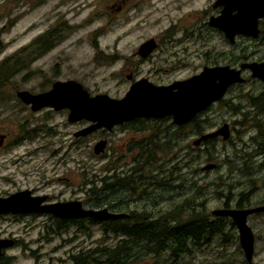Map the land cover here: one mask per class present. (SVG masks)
I'll return each instance as SVG.
<instances>
[{"label": "rangeland", "instance_id": "374dc122", "mask_svg": "<svg viewBox=\"0 0 264 264\" xmlns=\"http://www.w3.org/2000/svg\"><path fill=\"white\" fill-rule=\"evenodd\" d=\"M214 2L145 0L142 11L126 16L112 13L108 8L109 0H51L47 5L44 0H0V42L5 46L0 54V64L32 45L58 22H66L60 38L62 44L41 57L34 58L33 55L34 59L28 67L16 75L10 85L0 89V135H9L6 146L0 148V197L20 190H31L37 195L48 196L52 202L78 200L84 207L95 209L90 207L95 200L89 193L90 184L109 176L110 166H132V158L124 151L125 144L145 137L132 128L118 127L107 135L110 143L105 156L97 157L93 154V148L102 133L76 139L75 132L87 127L86 122L69 123L68 111L44 109L38 113L31 112L18 99V91L38 94L48 91L54 81L74 79L92 95L107 94L120 99L130 88L131 82L127 77L132 70L138 72L136 79L148 78L155 83L166 84L200 72L208 60L204 53L209 51L211 62L217 58L222 61L218 54H226L222 65L230 64L235 58L251 56L255 61L264 60V38L257 42L241 38L237 46H231L221 34L210 32L205 43L197 40L195 35L199 33V27L216 14L212 7ZM174 27L180 30L175 36L177 44L172 50L183 52L187 49L188 56H181L188 64L181 66L177 72L156 75L161 67V53L146 63H140L135 53L142 43L151 38L161 42L171 38ZM186 32L189 35L195 33L187 43L184 39ZM99 53L102 54L101 59ZM129 58L133 69L127 64ZM246 62L248 60L243 61ZM56 63L61 66L60 72ZM244 78L248 81L234 86L226 94L225 104L214 106L212 113H217L203 124L206 133H211L226 121L233 129L231 142L212 139L214 146L204 143L195 146L194 141L200 136L192 129L179 132V137L174 138L169 146L159 148L156 158L160 161L158 166L163 169L152 173L155 180L160 182L173 179L174 185L167 191L154 187L149 195L145 192L140 197L122 198L126 209L124 212L146 211L158 218L174 208L184 207L186 211L206 212L213 219L216 218L212 215L214 210L225 208L228 184L239 182L234 193L235 200L240 194L250 193L254 188L256 192L251 195L250 208L264 205V166L259 168L264 164V154L259 151L258 132L254 128L245 132L241 126L244 120L248 123L261 120L264 123V108L260 109L249 100L251 96L260 98L264 85L253 80L249 71ZM232 109L241 110V113L237 114ZM253 112L259 116H253ZM171 123L163 121L162 125ZM28 133L33 137L29 138ZM158 141L162 145L161 138ZM210 155L212 162H208ZM248 156L253 158L251 170L244 168ZM210 163L218 167L204 171L203 168ZM245 172H252V175L245 177L242 174ZM250 181L255 186H251ZM96 186L99 187L98 184ZM232 208H236L235 202ZM248 225L255 236L253 263L264 264V213L249 217ZM86 227L87 230L81 231L71 226L69 230L53 233L56 222L49 215L19 219L12 215L0 216V238L12 236L20 241L17 248L8 251V255L17 258L13 264H33L29 252L25 254L22 248L28 251L29 248L40 249V253H48L46 256L56 249L58 253L55 256L63 258L70 249L75 251L82 248L85 251L102 244L101 225L86 223ZM224 230L225 240L214 239L200 248H194L192 256H186L177 263L165 256L158 260L145 257L131 264H245L247 261L236 225ZM107 243H115L113 236ZM42 264L64 263L45 261Z\"/></svg>", "mask_w": 264, "mask_h": 264}, {"label": "water", "instance_id": "95a60500", "mask_svg": "<svg viewBox=\"0 0 264 264\" xmlns=\"http://www.w3.org/2000/svg\"><path fill=\"white\" fill-rule=\"evenodd\" d=\"M223 6L218 17L210 19V26L224 33L234 44L236 37L252 39L261 34L260 21L264 19V0H217L215 7ZM157 45L155 40L145 42L139 54L148 57ZM251 72V78L264 83V62L244 63L239 69L231 66L206 67L202 73L170 86H157L147 79L136 81L123 98H112L107 94L92 95L78 81H57L49 91L33 94L26 90L17 92L18 99L31 107L33 112L43 109L68 111L71 124L86 121L89 125L75 133V138H85L100 129L113 130L138 119H163L172 117L174 124L183 126L191 122L198 113L223 100L228 90L244 84L243 73ZM229 125L207 133L194 141L195 146L212 139H231ZM107 141L94 146V154H104ZM216 164H207L203 170H213ZM47 197H36L29 190L0 198V216L18 214H49L59 219H92L99 222L127 219L128 213L112 212L108 208L89 209L80 201L46 204ZM264 213V205L248 209L223 208L212 212L215 217H228L236 225L241 248L246 260L253 262L255 236L248 225L252 215ZM14 245L12 239H0V257L4 249Z\"/></svg>", "mask_w": 264, "mask_h": 264}, {"label": "trees", "instance_id": "16d2710c", "mask_svg": "<svg viewBox=\"0 0 264 264\" xmlns=\"http://www.w3.org/2000/svg\"><path fill=\"white\" fill-rule=\"evenodd\" d=\"M263 27L264 22L262 28ZM49 34H53V30H51ZM47 36L48 33L40 36L32 45L23 48L16 55L7 58L0 64V89L10 85L12 79L23 69H26L32 59L41 57L50 49L49 47L43 46V42ZM4 47L5 46L0 42V54L4 51ZM31 49H35V53H30ZM33 55H35L34 58L32 57ZM98 57L101 59L102 54L99 53ZM105 59L106 63H109L107 58ZM230 90H232V88ZM249 98L253 105L260 109L264 108V93L260 98H255L254 96ZM219 103L225 104V100L223 99ZM251 122L248 123L247 120H244L241 126L245 132L249 128H254L258 132L259 151L264 154V123L261 120H252ZM186 129H192L198 136H202L206 133L205 127L199 118H195L186 126L179 127L178 133L168 130L157 132V136L152 140V137L149 138L148 142V144L153 143L154 149L150 150V152H146L147 156L136 157L133 162L134 167L145 169L146 172L137 171L131 173L128 177L122 178H111V175H109L103 177L98 182H92L90 184L91 188L89 189V193L95 200L90 207L95 209L108 208L112 212H124L126 209L123 203L120 202L122 198L131 197L134 196V194L140 196L145 192L149 195L150 189H155L154 187L163 191L170 189L174 185L173 179L168 182H164V180L160 182L159 180L152 179V173H154V171H161L163 169L162 166H158L160 161L156 158V153L163 145L169 146L174 138L179 137V132L185 131ZM158 136L159 139L161 138L162 140V145H160L158 141ZM82 140L83 139L77 140V142ZM229 142H231V140ZM214 144V140L204 142V145L214 146ZM252 159L253 158L250 156L247 157L248 161L244 163V168L251 170L250 162ZM212 160L210 155L208 162H212ZM263 166L264 164L260 165L259 168L261 169ZM242 174H244L245 177H250L252 172H245ZM173 175L172 172L171 177H173ZM262 181L264 186V180ZM96 183L99 187L96 186ZM239 185L240 182L228 184L227 187L229 192L226 196L225 208H232L234 202L236 208L239 209L250 208L252 206L251 195L256 192V189H251L250 193L240 194L239 198L235 200L236 196L234 193ZM250 185L255 186V183L250 181ZM183 208L184 207H180L177 210L174 208L160 215L158 218L152 217L146 211H132L129 213L127 219L106 222H99L92 219L66 221L53 218L56 222V229L53 233L62 229H64V231L69 230L71 226L77 227L81 231L87 230L86 223L90 225H101L103 228L104 240L102 244L95 248L97 258L91 259L92 255L82 256V264H131L135 261L139 262L145 257H154L158 260L165 256L169 257L170 261L177 263L178 260L186 259V256H192L194 248H200L203 244H208L214 239L225 240V227H235V224L228 217H216L212 219L206 212L196 213V211H186L183 210ZM190 209L194 210L192 207ZM110 236H113V240L115 241L114 244L107 243ZM245 264L247 263L245 262Z\"/></svg>", "mask_w": 264, "mask_h": 264}, {"label": "flooded vegetation", "instance_id": "af4514ba", "mask_svg": "<svg viewBox=\"0 0 264 264\" xmlns=\"http://www.w3.org/2000/svg\"><path fill=\"white\" fill-rule=\"evenodd\" d=\"M50 2H51V0H44V3L46 5L49 4ZM216 3H217V0H215V2L212 5L213 9L216 11V14L213 15V16H211V17H209V18H207L208 20H207L206 24L203 23L202 26L199 27V33L197 35H195V37L197 38V40L201 39V42L205 43L206 39H208V37L210 36V32H217V33L221 34L223 36V38L225 39V41L228 42V44H230L231 46H237L238 41L241 40V38L252 39V38H249V37L238 36V37H236L235 43L234 44H231L226 39L224 33H222L220 30H218L216 28L211 27L210 26V19L212 17H218V16H220V14L222 13L223 8H224L222 5L215 7ZM144 6H145V0H109V4H108V8H109V10L112 13L113 12H117V13H120V14L123 13L126 16H129L132 13H137L139 11H142V9H143ZM263 22H264V19H262L260 21L261 34H260L259 38L252 39V40H254L256 42L259 41V40H261L262 38H264V33H263V30L264 29L262 28ZM65 23L66 22H63V24L61 22H58V25L51 29V30H53V34H49V32L51 30H48L46 32V33H48V36L44 40L43 46L44 47H47V48L48 47L50 48L47 53L51 52L57 46H59V45L62 44V41H60L61 40L60 38L62 37V33H63L64 29H65V26H66V25H64ZM173 30L174 31L172 33L170 32L172 34V37L171 38L170 37L165 38L164 40H162V42L160 40H156L154 38H151L152 40H155L157 47H156V49L148 57L143 58L139 54V51H140L141 46L145 42H147V41H149L151 39H149V40L145 41L144 43H142L139 46L137 52L135 53V57H138L139 58V62L140 63H146L147 61L151 60L156 54L161 53V55H160L161 56V62H160L161 63L160 66L161 67L157 70V74L156 75H160L162 73L171 74V73L177 72L181 68V66L185 67L188 64L186 62V60H184L183 57L181 56L183 54H185L186 57L188 56L187 55L188 54V50L187 49H184L183 52H181V51H177L176 52V51H173L172 50L173 48H175V46H176L175 44H177V40L175 39V36H176L177 33H179V30L180 29L174 27ZM170 33H169V36L171 35ZM194 34L189 35L187 32L184 34V39L186 40V43L191 40V38L194 36ZM95 46L97 47V44ZM31 53H35V51L34 50H31ZM209 53H211V52L209 51L206 54L204 53V56L208 60L206 61L205 65L203 66V68H202V70L200 72H198L196 74H193L192 76L183 78L181 80H177L176 79V80H174V81H172L170 83H166V84L155 83V82L151 81L148 78L136 79L135 78V75L138 72L134 73L133 70L128 75L127 79L131 82L130 87L136 81H139V80H142V79H147L149 82H151V83H153V84H155L157 86H170V85H172L175 82L184 81V80L190 79V78H192V77H194L196 75H199L200 73H202V71L206 67L231 66L232 68L239 69L240 66L242 64H244L243 63L244 60L245 61L248 60V62H246V63H253V62L262 63V62H264V60L255 61L254 58H252V56H251L250 58H245V59H243V58H235L230 64L222 65L221 62H223V60H225L224 57H225L226 54H224L222 52L218 54V56L220 58H222V61L219 58H217L216 60H214L213 62H211L210 59H209ZM107 57L114 58L115 56H107ZM169 57H172V58L169 59ZM239 61H240L239 64L236 63V62H239ZM57 63H59V62H57ZM57 63H56V68H57V71L60 72L61 66L59 64H57ZM235 63H236V65L233 66ZM127 64H128V66H131L130 67L131 69L134 68V65L131 64V58L127 59ZM163 66H165V68ZM246 72H248V71H245L243 73V76L245 75ZM149 74H151V72ZM250 75H251V72H250ZM149 77H151V76H149ZM69 80H74V79L57 80V81H69ZM253 80H255V79H253ZM57 81H54L51 84V88H52L53 84L55 82H57ZM75 81H77V80H75ZM246 81H248V80H246ZM255 81H259V80H255ZM259 82L262 83L261 81H259ZM262 84L264 85V83H262ZM234 86H236V85H234ZM234 86H232L231 88H233ZM229 90H228V92H229ZM44 92H46V91H44ZM41 93H43V92H41ZM217 105H219V102L211 105L208 109L203 110L202 112L198 113V115L195 118H199V120L203 124L205 123L206 120H209L210 121L213 118V116L217 113V112H213L212 113V110H213L214 106H217ZM25 108H29L31 110V112H33L30 106L25 105ZM232 110L235 113H237V114L241 113V110H238V109H232ZM55 112H57V111H55ZM59 112H61V111H59ZM36 113H38V112H36ZM68 114H69V112H68ZM252 115L255 116V117H258L259 116L256 112H253ZM203 120H204V122H203ZM163 121L164 122H167V121L170 122L171 121L172 123L170 125H168V126H164V125H162V122ZM83 122H86V121H83ZM191 122H189L188 124H190ZM79 123H81V122H79ZM86 123L89 125L88 122H86ZM188 124H186V125H188ZM226 124L231 127V125L229 123H227L226 121L223 122L222 126L223 125H226ZM234 124L235 123L233 122V125ZM186 125H183V126H186ZM118 127H124V128H127V129L132 128L133 131H136V132H138L140 134H144L145 137L141 138L140 140H131L128 143L125 144L124 151L126 152V154L129 157L132 158V166H128V168H118V167H113V166L111 167L110 166L109 171H110V175H111L110 177L111 178L128 177V176L131 175V173H135L137 171H145V169H142V168H139V167H134L133 166V162H134V159L136 157H138V156H147L146 152H150V150H153L154 149L153 143H149L148 144L149 138L152 137L151 138V140H152L155 136H157L156 133L159 132V131H162V130L163 131H167L168 130V131H172L174 133H178V128L179 127H182V126H178V125L174 124V121H173V118L172 117H167V118H163V119H138V120H134V121H131L129 123H126L124 125L117 126L113 130H111V131L106 130V129H100V130L94 132L91 135L98 134V133L101 134L102 133V136L100 137V140L98 142H100L102 140H106L107 141V147H106V151H105L104 154L95 155V156H97V157L105 156V154L107 152L108 145L110 143V137H108L107 135H109L110 133H112ZM219 128H221V126ZM219 128L215 129L214 131L218 130ZM230 130H231V132L233 131L232 127L230 128ZM35 132L33 134H35ZM33 134L28 133V137L29 138H32L33 137ZM205 134H207V133H205ZM74 138H75V134H74ZM8 139H9V135H0V148L6 146V143H7ZM220 139H222V138H217V139H214V140H220ZM158 140H159V136H158ZM18 141H19V139L17 140L16 143H18ZM76 143H77V140H76ZM93 152H94V148H93ZM152 179H155L154 175L152 176ZM20 191H26V190H20ZM20 191H17V192H20ZM29 191H31V190H29ZM17 192H15V193H17ZM31 192H32V195L33 196H36V197H47V200L45 202L46 204L58 203V201L57 202L50 201V198L48 196H40V195H37L34 191H31ZM15 193H13V194H15ZM10 195H12V194H10ZM10 195H8L7 197H9ZM134 196H137V195L134 194ZM140 196H137V197H140ZM0 198H6V197H0ZM128 198L130 199L131 197H128ZM134 199H136V198H134ZM75 201H78V200H75ZM64 202H71V201H64ZM233 209H239V208H233ZM242 209H248V208H242ZM10 215H12V214H10ZM40 215H49V214H36V213H32V214H18V215H12V216H14V217H16V218L19 219V218H26V217H36V216H40ZM2 216H8V215H2ZM49 216H50V218L52 220H53V218L54 219H59V218H56V217H54L52 215H49ZM59 220L74 221V220H78V219H73V220L72 219H59ZM0 239H2V238H0ZM3 239H12V240H14V245L12 247H10V248H7V249H4L3 250L2 255L0 257V264H13L14 261L17 260V258H16V256H10V255H8V251L17 248L19 246V244H20V241L18 239H16V238H13L12 236L11 237H4ZM22 250L24 251L25 254L29 252L30 257H31L30 259L33 261V264H42L45 261H48V263H50L52 261H56V262H60V263H64V264H68V263L69 264H82V256L92 255L91 256V259H96L97 258V254L95 253V248L88 249V250H85V251L82 250V248H76L75 251H74V249H70L69 252H66V256L63 257V258H57L55 256L56 253H58V252H56V249L52 252V254H49V256H46V255H48L47 252L40 253V249H38L36 251L33 248H29V251H28L26 248H24V249L22 248ZM248 264H254V263L253 262L252 263H249L248 262Z\"/></svg>", "mask_w": 264, "mask_h": 264}]
</instances>
